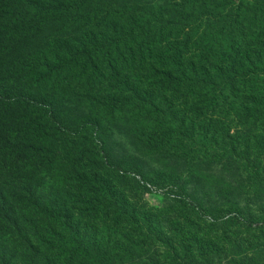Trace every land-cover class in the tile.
Returning <instances> with one entry per match:
<instances>
[{
	"label": "rangeland",
	"instance_id": "1",
	"mask_svg": "<svg viewBox=\"0 0 264 264\" xmlns=\"http://www.w3.org/2000/svg\"><path fill=\"white\" fill-rule=\"evenodd\" d=\"M98 1L0 47V113L9 107L11 136L58 152L51 170L30 160L23 169L44 216L55 211L28 219L29 233L17 236L25 264H264V120L182 126L161 101L160 114L144 119L132 102L96 104L105 91L84 86L69 65L53 78L29 72L55 64L49 45L84 50L81 36L98 31L84 19ZM130 1L126 8L185 11L196 0Z\"/></svg>",
	"mask_w": 264,
	"mask_h": 264
},
{
	"label": "trees",
	"instance_id": "2",
	"mask_svg": "<svg viewBox=\"0 0 264 264\" xmlns=\"http://www.w3.org/2000/svg\"><path fill=\"white\" fill-rule=\"evenodd\" d=\"M87 1L0 0V47L30 38L40 25L66 18ZM129 3L99 0L84 19L85 28L98 30L81 36L84 50L59 52L49 45L47 56L55 64L31 63L29 72L53 78L56 68L69 65L84 86L105 91L98 90L96 104L132 102L144 119L159 113L155 101H161L169 121L182 126L230 117L264 120V0H196L186 2L185 11L126 8ZM9 111L6 106L0 113V264H25L28 255L17 236L29 233L28 219L37 222L55 211L44 216L23 169L30 160L37 171L51 170L58 152L44 142L38 148L11 136ZM18 172L22 175L16 177ZM33 200L37 204L31 207ZM33 235L37 244L44 242Z\"/></svg>",
	"mask_w": 264,
	"mask_h": 264
}]
</instances>
